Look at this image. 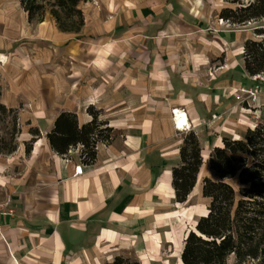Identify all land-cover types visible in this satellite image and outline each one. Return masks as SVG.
<instances>
[{
  "label": "crops",
  "instance_id": "1",
  "mask_svg": "<svg viewBox=\"0 0 264 264\" xmlns=\"http://www.w3.org/2000/svg\"><path fill=\"white\" fill-rule=\"evenodd\" d=\"M185 1L81 0L84 24L74 32L62 31L51 13L30 21L20 0H0V56H6L0 103L32 107L33 114L26 111L39 131L26 133L35 138L29 153L24 143L31 138H23L18 156L16 150L0 155V202L8 199L13 210L2 216L0 264H111L130 248L155 254L160 244L175 248L177 218L188 234L195 225L185 216L207 214L202 183L211 176L203 172L217 178L210 154L223 137L241 139L257 124L235 98L237 88L254 84L244 45L256 38L248 30L219 31V23L198 28L192 21L199 19L200 1ZM130 36L136 37L129 42ZM173 109L186 113L188 131L175 122ZM63 112L76 115L78 129L94 115L111 129L108 140L97 143L92 164L79 153L66 162L51 147L47 134ZM190 131L201 145L194 188L199 184L196 195L207 200L205 213L189 203L194 188L179 202L172 184ZM22 151L30 158L52 154L46 188L32 189L24 171L12 170ZM79 165L82 173L75 175Z\"/></svg>",
  "mask_w": 264,
  "mask_h": 264
},
{
  "label": "trees",
  "instance_id": "2",
  "mask_svg": "<svg viewBox=\"0 0 264 264\" xmlns=\"http://www.w3.org/2000/svg\"><path fill=\"white\" fill-rule=\"evenodd\" d=\"M218 17L234 26L264 20V0H224ZM30 21H41L46 14L44 0H20ZM81 0H55L51 14L62 31H80L84 24L83 12L78 8ZM71 19L70 25L62 21L61 13ZM261 39H247L244 45L245 68L249 75L264 72V26L254 29ZM10 113L14 129L18 126V110L0 103V114ZM110 128L97 116L77 127L76 115L61 113L55 127L47 134L51 147L58 154L68 148L83 144L81 162L92 164L96 157L97 143L108 140ZM18 132L20 130L18 129ZM33 135L39 131L34 129ZM34 137L26 142L29 153ZM18 145L8 150L12 153ZM181 165L173 168V187L176 200L184 202L194 188L202 165L201 145L194 131L188 132L180 148ZM209 166L217 178L206 176L202 183V195L208 198V212L200 216L183 241L181 260L183 264H227L230 256L235 264H264V123L258 122L246 129L243 138H222V145L215 146L209 156ZM237 177L240 188L237 192L229 179ZM111 264H141L129 256L117 255Z\"/></svg>",
  "mask_w": 264,
  "mask_h": 264
},
{
  "label": "rangeland",
  "instance_id": "3",
  "mask_svg": "<svg viewBox=\"0 0 264 264\" xmlns=\"http://www.w3.org/2000/svg\"><path fill=\"white\" fill-rule=\"evenodd\" d=\"M45 1V7H46V13H51V5L46 4L50 1L53 2L55 0H44ZM196 0H186L185 2L189 3L190 5L194 3ZM200 6L198 8L197 16L199 19L194 18L192 24L198 25V28H206L208 25H213V23H219V26L222 28L219 31H229V30H248L249 33H251L252 38L261 39V36H257L254 33V29L257 27L264 26V20L255 21L251 24L241 27V26H234V25H226V23L222 21H218V14L220 12V9H222L224 6L227 5V3L223 0H199ZM82 4V3H81ZM78 8H80L78 4ZM52 15V14H51ZM207 19H205V16ZM53 16V15H52ZM62 21L68 25L71 23V19H69L66 14L63 12L61 13ZM54 17V16H53ZM55 18V17H54ZM56 20V18H55ZM205 20V21H202ZM209 29V28H208ZM136 36H130L127 40L131 42L135 39ZM145 50V48H144ZM259 88L261 90L260 96L257 100H252V98L249 95L250 89ZM238 96L235 97L238 101V105H240L243 112L247 111L249 117L251 116L255 123L261 121L264 122V81H254V84H248L243 85L237 88ZM262 95V96H261ZM53 96L48 97V103H51ZM33 102V101H32ZM30 102V104L32 103ZM32 105V104H31ZM34 108V103H33ZM27 108L26 110H30L32 113V107L29 105L25 106ZM244 109V110H243ZM24 110V106L21 104L18 110V126L14 129L13 126V117L10 113H4L0 114V155H7V150L15 144L19 146V143H24L21 140L23 138H31L32 134H26V133H32L34 130L35 122L33 115L31 116L27 111ZM35 110V109H34ZM259 110V111H257ZM33 114V113H32ZM18 129L20 132H18ZM208 132V130H207ZM25 133V134H24ZM216 131L212 129V132H209V136H214ZM29 140V139H28ZM26 142L24 143V145ZM26 147V145H25ZM24 147V148H25ZM18 149V147H17ZM16 149V152L13 155L18 156V150ZM25 152V151H24ZM22 151V155L20 159L16 158V161H18L17 165L12 168L14 173L16 175L23 173L27 176V182L32 189L35 190H41L46 188V183L48 179H50V176L53 173L54 169V161L51 158L52 154H50L47 151H43L36 155V157L30 158L27 155H25ZM204 174L210 175L212 178L216 179V176L214 174H210L208 170L203 172ZM229 182L233 185L237 192L240 188V183L238 181V178H232L229 180ZM190 204L195 203L198 207H200L201 211H205V207H207V200L203 199L200 195H196V192L193 193L190 201ZM198 218V215H195L194 219L196 220ZM190 221V220H189ZM191 226L192 223H190ZM174 231V229H173ZM122 255L129 256L132 258H136L140 260L141 264H147L150 262V264H178V253L176 252V249L173 248L171 244H160V251L155 254L146 255L144 253L137 254L134 253L131 248L122 250ZM227 264H235V257L232 255L228 258ZM247 264H255L253 261H248Z\"/></svg>",
  "mask_w": 264,
  "mask_h": 264
},
{
  "label": "built area",
  "instance_id": "4",
  "mask_svg": "<svg viewBox=\"0 0 264 264\" xmlns=\"http://www.w3.org/2000/svg\"><path fill=\"white\" fill-rule=\"evenodd\" d=\"M224 23H226V25H231L230 23L224 21ZM1 60V58H0ZM252 80L253 81H264V72H261V73H258V74H255V75H252ZM260 92L261 90L259 88H255V89H250L249 90V95L250 97L252 98V100H257L258 97L260 96ZM178 109H173V114H174V119H175V122L178 123V119H181L182 117V114L183 113H179L177 114V111ZM184 114H186L184 112ZM187 117V115H186ZM185 131H188L190 129V124H188V118L186 119V123L185 125L183 126V128ZM83 144H78L76 147L74 148H70L66 154L63 155V158L66 162H69L71 160V155L74 154V153H79V156L82 152V149H83ZM82 173V169H81V166H77L76 167V170H75V175L77 174H81ZM9 204V200L7 199L5 202H0V237L4 238V235H3V220H2V216L3 215H10L13 213V210L11 208H9L8 206Z\"/></svg>",
  "mask_w": 264,
  "mask_h": 264
},
{
  "label": "bare ground",
  "instance_id": "5",
  "mask_svg": "<svg viewBox=\"0 0 264 264\" xmlns=\"http://www.w3.org/2000/svg\"><path fill=\"white\" fill-rule=\"evenodd\" d=\"M0 58L6 59V56H0ZM176 112H177V114H179V113H183L181 119H178V123H177V124L179 125V127L183 128V126H184L185 123H186V119H187L186 114H184V112H182V111H180V110H177ZM39 146H41V143H40V142H37V143L35 144L34 151H36V150L39 148ZM200 178H201V174H199V180H200ZM199 187H200V185L197 184V186L193 189V191H194V192L197 191V192L199 193ZM206 211H207V210L202 211V212L205 213ZM186 217L190 220V223H192V225L194 226L196 222H195L194 217L192 216V213H189L188 215L185 216V218H186ZM180 218H181V217H180ZM180 218H177V224L175 223V224L173 225V229H174V232H175V235H176V238L173 239V241H174V243H175V249H176V252L178 253V264H183V262L181 261V258H180V254H181V251H182V248H183V241H184V238H185V236H186V234H187V230H186L187 228H186V226H185V224H184L182 218H181V219H180ZM179 219H180V220H179ZM178 224H180V225H178ZM178 226H179V228L182 229L183 231L180 230V232L177 234L176 232H177V230H178ZM192 230H196V229L193 228Z\"/></svg>",
  "mask_w": 264,
  "mask_h": 264
}]
</instances>
